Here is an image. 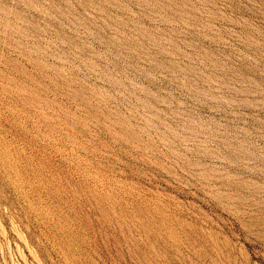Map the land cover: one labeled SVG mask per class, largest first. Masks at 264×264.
Wrapping results in <instances>:
<instances>
[{"label": "rangeland", "instance_id": "1", "mask_svg": "<svg viewBox=\"0 0 264 264\" xmlns=\"http://www.w3.org/2000/svg\"><path fill=\"white\" fill-rule=\"evenodd\" d=\"M0 264H264V0H0Z\"/></svg>", "mask_w": 264, "mask_h": 264}]
</instances>
